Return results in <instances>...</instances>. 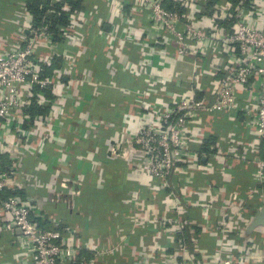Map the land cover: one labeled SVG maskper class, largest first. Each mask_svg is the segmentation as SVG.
Returning a JSON list of instances; mask_svg holds the SVG:
<instances>
[{"label":"built area","instance_id":"2783aa9c","mask_svg":"<svg viewBox=\"0 0 264 264\" xmlns=\"http://www.w3.org/2000/svg\"><path fill=\"white\" fill-rule=\"evenodd\" d=\"M84 1L95 3L93 15L87 21L74 17L76 29L66 30L61 41L50 32L52 22L47 18L52 12L35 27L25 5V21L13 40L0 39V157L9 155L11 160L10 166H0V264H73L81 251L91 253L94 263L133 249L139 250L137 264H264V254L256 252L253 242L233 252L240 241L235 226L239 216L221 214L215 209L216 193L209 191L214 174L232 168L238 159L250 168V183L262 195L264 207L262 0L217 5L210 15L205 14L208 0H176L184 12L166 9L164 0ZM110 15L115 22L109 31ZM228 21V26L221 25ZM145 22L151 27L142 28ZM92 26L101 42L105 37L110 40L112 54L121 58L120 70L137 77L140 85L116 83L110 69L96 81L78 75V61L88 43L84 33ZM132 50L140 57L136 61L130 58ZM159 54L168 65L185 66L190 61L191 72L179 70L175 78H168L165 66L155 64ZM56 59L60 67L44 79L43 65ZM74 84L87 92L114 87L123 93L122 109L128 104L139 109L137 114L126 110L120 116L113 126L117 134L107 147L111 159L128 151L133 155L129 179L133 187L125 199L129 225L115 244H99L71 227L62 229L59 217L42 213L41 200L47 196L40 193L27 200L1 197L18 189L20 161L36 151L31 143L38 127L90 142L101 117L91 101L77 98ZM35 97L48 110L33 125V117L23 111L34 105ZM202 113L216 121L213 130L202 128ZM212 136L218 137L221 151L201 154ZM52 142L61 148L65 139L55 133ZM39 156L45 159L46 151L40 150ZM98 167L91 163L86 169L98 174ZM48 198L58 203L69 194L54 192ZM230 200L225 209L241 202V196L233 193ZM197 212L208 227L214 214L217 227L212 236L197 237ZM39 219L54 228L41 227ZM257 219L252 214L244 221L251 224ZM149 235L161 239L145 246Z\"/></svg>","mask_w":264,"mask_h":264},{"label":"trees","instance_id":"16d2710c","mask_svg":"<svg viewBox=\"0 0 264 264\" xmlns=\"http://www.w3.org/2000/svg\"><path fill=\"white\" fill-rule=\"evenodd\" d=\"M3 1V0H2ZM0 0V7L4 9L0 11V16L6 14L5 17L9 15V10L11 12L16 13V19L19 20L20 16H22L23 9L22 7L27 8V12L33 16L34 26L38 27L41 25L42 21L48 15V12H52V15H49L48 20H51L52 25L50 27V32L53 33L56 41H61V35L64 34L66 30H74L76 29L75 25H73L74 17H82L84 15V21H87L91 18L94 13V4L92 1H84V0H64L63 2L55 3L53 0H10L9 4H4ZM241 0H208L206 3V11L211 9V7H216L217 5H223L229 3L232 7H235ZM164 7L168 10H178L180 12H184L185 8H183L180 3L176 0H164ZM65 9V10H64ZM205 11V13H207ZM8 13V14H7ZM86 15V16H85ZM45 16V17H44ZM19 17V18H18ZM83 21V20H82ZM231 21L226 23L221 22V25L228 26ZM93 27V26H92ZM95 27V26H94ZM91 31H85L84 35L88 39V43L84 48L86 54H82V57L78 61L77 72L82 71L83 68H88L89 70H94L96 65L98 68V64L101 58H104L105 55V47L104 41L101 42L99 40L98 35L94 32L95 28ZM15 34V33H14ZM3 37V36H2ZM6 39V37H3ZM11 38V39H9ZM6 40L11 42L14 37H9ZM5 40V41H6ZM6 41V42H7ZM130 58L132 60H138L140 57L136 54L134 50L129 51ZM84 55V56H83ZM97 63V64H96ZM44 67V79L49 78V76L58 69L59 60H54L50 64L43 65ZM100 78H104V72L99 75ZM126 82V81H125ZM137 82L132 83L131 81H127V85L137 86ZM38 87L36 88L35 93L38 92ZM34 105L24 109V113L30 114L32 119V124L34 125V119L37 116H45L48 108H41L38 105L37 98L35 97ZM48 101H50V97H48ZM122 104H124V100L122 98ZM134 104H128L127 108L124 110L120 106V114L119 117L126 112H131L134 108ZM92 108L95 111V114L99 117H103V107L93 102ZM213 122L214 119L211 117ZM216 124V121L213 125ZM205 124L203 122V129L205 128ZM76 138V137H75ZM213 140V142H212ZM216 140V142H215ZM220 147V143L218 137L212 136L206 140L205 150L208 153H216L217 147L215 150H211L212 143H217ZM81 145H78V148L75 149V157L76 155H84V152L88 151L90 147L93 148L92 143L90 142H82ZM90 148V149H91ZM89 149V150H90ZM92 150V149H91ZM218 152V151H217ZM103 155H98V158L103 160ZM107 167V174L104 177H100L99 173L95 174L87 170L88 176L86 181L84 182L81 179H77L71 175H68L69 179L73 180V183L67 182V178H64V181L60 179V174L47 173L46 170L38 171L37 174H32L30 177L26 173L24 181H28L32 179V185H22L20 188L14 191H5L1 197L3 199L10 197H19L23 200L31 199L32 195L35 192H43L51 194V196L56 193H65L69 194V198L65 201L62 199L58 203L52 202L48 196L46 197L45 208L42 209V213L47 215V217L51 215H55L59 217L64 222V228H73L81 231L82 233H86L94 242L103 243L104 245L116 241L120 234L128 229V208L125 204V199L130 194V189L133 187L129 181L125 180V170L124 166L121 165L117 161H111L108 159H104ZM91 162H86V166L90 165ZM11 162L8 163L5 161V156L0 157V166L7 167L10 166ZM246 168V169H245ZM241 169L240 173L242 175L248 176L249 167H245ZM246 171V172H245ZM45 174L46 178H43L42 175ZM30 181V180H29ZM43 190V191H42ZM43 207V206H42ZM38 223L41 227L52 229L54 228L53 223L50 221H42L38 220ZM58 229V228H56ZM133 250H124L120 251V254L115 258L107 259L105 261H95L93 263V255L89 252L81 251L77 256L75 262L73 264H82L85 260L86 264H128L133 260L132 253Z\"/></svg>","mask_w":264,"mask_h":264},{"label":"crops","instance_id":"0c3cea01","mask_svg":"<svg viewBox=\"0 0 264 264\" xmlns=\"http://www.w3.org/2000/svg\"><path fill=\"white\" fill-rule=\"evenodd\" d=\"M2 1V0H1ZM4 4H9L10 0H3ZM227 4V3H226ZM226 4H223L221 6H224ZM262 4L264 5V0H262ZM215 7H211L208 11H206L207 15H210L214 12ZM4 9L0 7V11ZM264 10V7H263ZM8 14V13H7ZM6 14H3L0 16V39L5 41L9 37H14V33L18 31L19 28H21V24H23L24 17L20 16L19 20L16 19V13L13 11L11 12L9 10V15L5 17ZM86 16V15H85ZM84 18V15H82ZM136 19H141L140 16L135 15ZM115 22V19L113 18V15H110L109 18V31L112 29V25ZM143 25V26H142ZM142 28H149L151 27V23L145 22L142 24ZM97 35H99L97 33ZM6 37L4 39L3 37ZM99 37V36H98ZM11 39V38H9ZM7 41V40H6ZM105 49V55L104 58L100 59V62L95 67L94 70H89L88 68H83L82 71L78 72V75L81 77H88L90 80H98L100 77L99 75L104 72V74L107 72V70H111L115 77V82L122 85V86H130L127 85V81H131L132 83L137 82V84L140 85V82L137 77H134L131 73L125 72L123 73L120 70V67H118V63L121 60L119 56H115L112 54L111 46H110V40H108V37H105L104 42ZM85 55L86 53L83 52ZM83 55V56H84ZM155 64L158 67L165 66V75L168 78H175V74L179 70H185L188 73L191 72L192 66L189 63H187L185 66L183 64H179L176 66L168 65L164 62V57L162 55H156L155 56ZM97 64V63H96ZM116 64V65H115ZM126 81V82H125ZM72 91L75 93L77 98L81 100H87L93 102H96L100 104L103 107V117L101 118L100 126L96 129L95 133L90 136L89 141L92 143L93 148L87 149L88 151L84 152V155H76L75 157V149L78 148V145H81L80 142L77 141V139L70 135L68 132L64 131L62 133L54 132L52 129L38 127L37 135L33 140L32 146L33 149H35V152H32V154H29L26 158L24 157L20 161L21 165V173L18 181V188H20L22 185H32L33 181L32 179H29L28 181H24L26 173L29 175V177L32 174H37L38 171H45L47 173H56L60 174L61 181H64V178L69 177L68 175H71L77 179H81L84 182L86 181V178L88 176L87 170L85 168L86 162H91L100 165L98 167L99 175L100 177H104L103 171L107 170L106 162H104V159H108L111 161H117L121 165L124 166L125 170V180L129 181L131 179V159L133 157L131 152H126L122 155L121 158L117 159H111L107 155V147L109 140L114 137L117 134V131L113 126H116L120 122V117L117 114H120V106L122 104V96L123 93L119 89H116L114 87L111 88H105L100 87L99 89H92L90 92L82 91L79 87L74 84L72 86ZM199 96V95H198ZM47 97H52L51 93L47 94ZM139 111L137 106H134L133 110H131L130 113L137 114ZM203 114V122L205 124L204 130L211 131L213 130V120L210 115H207L206 113ZM38 117V116H37ZM36 117V118H37ZM62 135L65 139L64 143H59L61 145V148H58L55 146V143H53V135ZM213 142V140H212ZM210 143L211 150H215L218 146L217 143ZM216 142V140H215ZM206 144V143H205ZM205 144L202 146L201 154H213L208 153L205 150ZM46 151L47 157L45 159L40 158L39 151ZM221 151L220 147L217 148V151ZM216 151V150H215ZM216 151V152H217ZM219 151V152H220ZM103 155V160L96 159L98 158V155ZM202 156V155H201ZM262 157L264 158V144H263V153ZM5 161L8 163L10 160L9 155H5ZM201 162L205 163V159L201 158ZM8 167V166H7ZM247 166L243 165L240 160H235L234 166L230 169H226V171H217L213 176L212 181V187L209 190L212 193H216L217 201H216V207L218 211H220L221 214H238L239 218L238 221L235 222V226L237 228V236L240 238V241L237 242V245L233 248V252H238V247L253 242L256 248V252L258 254H264V221H255L251 224H246L245 219L250 217L252 214L255 216H261L264 217V207L261 204L262 202V195L258 193L254 188L252 187L250 183V170H248V176L242 175L240 173L241 169L245 170ZM245 168V169H244ZM60 171V172H58ZM246 172V171H245ZM107 174V171H106ZM27 176V175H26ZM43 178H46L45 174L42 175ZM69 178H67L66 181H68ZM29 183V184H28ZM43 191V190H42ZM43 192H35L40 193L43 195V197L51 195L48 191V194ZM233 193H238L241 196V202L234 203L232 206V209H225L224 205H228L231 203L230 195ZM33 194V195H34ZM32 195V196H33ZM47 198H42L41 205L43 208H45ZM196 219L197 224L195 225V233L197 237L200 236H208L213 235L215 228L217 227L214 214L211 216V226H207L204 223V218L201 214L198 212L196 213ZM263 219V218H262ZM260 219V220H262ZM212 227V228H211ZM187 237V234H186ZM161 238H158L155 235H149L144 238V245L145 246H152L154 243H157L160 241ZM111 243H116L115 241ZM211 249V248H209ZM120 254V253H119ZM133 260L131 263L128 264H137L139 263V250L134 249L132 253ZM175 264V263H170Z\"/></svg>","mask_w":264,"mask_h":264},{"label":"water","instance_id":"95a60500","mask_svg":"<svg viewBox=\"0 0 264 264\" xmlns=\"http://www.w3.org/2000/svg\"><path fill=\"white\" fill-rule=\"evenodd\" d=\"M260 219H261V216H258V219H257L256 221H261ZM263 219H264V218H263Z\"/></svg>","mask_w":264,"mask_h":264},{"label":"rangeland","instance_id":"374dc122","mask_svg":"<svg viewBox=\"0 0 264 264\" xmlns=\"http://www.w3.org/2000/svg\"><path fill=\"white\" fill-rule=\"evenodd\" d=\"M104 175H106V171H103Z\"/></svg>","mask_w":264,"mask_h":264}]
</instances>
